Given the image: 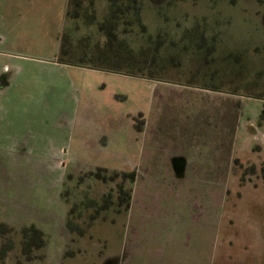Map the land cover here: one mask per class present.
I'll return each mask as SVG.
<instances>
[{
    "label": "rangeland",
    "instance_id": "374dc122",
    "mask_svg": "<svg viewBox=\"0 0 264 264\" xmlns=\"http://www.w3.org/2000/svg\"><path fill=\"white\" fill-rule=\"evenodd\" d=\"M147 5L141 24H132L128 33L119 31V40L128 45L132 59L134 55L149 63L143 76L130 75L133 61H129L130 67L123 62L116 71L53 68L56 73L49 84L44 82L48 74L40 68L39 78L32 79H39L40 98L26 97L23 113L15 121L27 123L20 133L30 144L23 155L16 154L19 148L14 147L0 152V223L12 228L0 234V264H108L124 256L125 247L124 264H133V234L137 235L133 213L126 219L127 211L116 215L109 211V218L99 219L95 226H84L77 217L94 214L92 204L100 205L102 198L111 203L121 178L103 184L104 180L80 177L71 180L68 189L61 185L56 194L54 160L59 146L71 135L78 113L98 108L121 129L122 156L120 161L109 157L113 145L95 157L98 164L92 152L87 160L81 156L83 173L96 172L97 166L108 172H134L131 204L135 184L148 193L147 199L138 193L136 213L141 210L146 221L153 223L160 219V212L152 203L161 192L167 195L165 213L181 201L178 194L149 184L146 156L152 153V141H157L158 155L194 151L206 168L195 186L200 189L195 197L200 199L201 221L214 226L212 264H264V0H173L161 7ZM97 8L98 16L106 15L104 3ZM72 27V22H65L64 29ZM84 32L95 34L94 26H86ZM22 69L21 80L28 85L32 68ZM132 127L133 157L124 158ZM60 168L65 177L78 175L75 165ZM168 176L157 181L171 185ZM63 189L68 201L62 198ZM181 198L183 203L190 201L184 194ZM71 208L76 210L78 232L68 228ZM31 226L45 234L47 244L33 251L29 260L22 254L21 231ZM203 228L196 229L197 239L200 234L209 237V227ZM207 241L202 240V252L211 244ZM3 246L12 247L4 257ZM194 260L187 264H195ZM162 261L157 256L150 263L176 264L173 259ZM199 262L210 264V259L203 256Z\"/></svg>",
    "mask_w": 264,
    "mask_h": 264
},
{
    "label": "crops",
    "instance_id": "0c3cea01",
    "mask_svg": "<svg viewBox=\"0 0 264 264\" xmlns=\"http://www.w3.org/2000/svg\"><path fill=\"white\" fill-rule=\"evenodd\" d=\"M67 2L68 0H0L1 153L4 147L19 148L15 152L18 155L26 153L24 148L28 147L30 143L25 144L26 138L23 139L24 135L20 133V128L27 125V123L21 124L15 121L17 114L23 113L21 109L25 106L24 99L26 97L34 100L40 98V94L37 93L42 89L41 86L37 85L39 79L37 81L32 80L33 78L36 79L34 77L36 75L39 78L38 70L44 68L43 71L48 74L44 78V82L49 84L56 73L53 68L56 71L65 68L83 69L60 64L57 61L60 36L66 22ZM25 65L32 68L29 77H27L28 85L22 82L21 77H23V74H20ZM107 115L106 111L103 114L100 108L86 109L76 115V120L74 118V123L70 127L71 135H68L69 138L65 142L63 140L59 146L58 158L53 159L58 174L56 183L59 189L56 190V194L61 191L60 186L63 185L65 180V173L60 167L65 168L67 166L69 168V166L75 165V174L83 173L84 171L79 168L81 165L79 158L81 156H84L87 160L92 152L94 160L98 164V159L95 157L100 156L101 150H106L113 145L114 149L110 151L109 157L118 158V161L121 160L122 154L119 147L121 129L116 126L112 117L108 118ZM78 116L82 117L79 119ZM129 138L131 140L127 145V152L123 154L124 158L126 156L133 157V127ZM173 144L176 147L179 146V143ZM155 146H157V141H152L150 149L152 153L146 156L147 167H149V173L147 174V178H150L149 184L156 185V188L162 189V191L165 188L166 192H172L174 196L178 194V200L180 199L179 202L181 201V203L176 206L173 205L175 207L170 213H165V207L168 208V206L165 204L164 199L167 195L166 193L163 195V192H161V195H158V197H161L160 201L157 200V197L154 198L152 203L154 209L160 212V219L149 223L145 219L146 213L141 212V210L140 213H136V197L138 193L143 194L144 190L140 191L134 184L133 203L125 216L127 219V216L133 213V225L137 226V235L134 236L133 234V264H155L156 262L150 263V261L157 256L163 258L161 263H170V259H173L176 264H181L182 259L187 264V260H191V258L196 260L197 256L200 260L204 256L208 257L210 264H212L214 242L211 238L212 233H214V226L212 227L211 224L206 226L208 222L206 221L203 224L201 221L200 199L198 200L195 197L196 193L200 194V189H196V185L200 184L197 181L202 179L200 173L205 172L206 168L202 165L201 158L194 154V151H192L194 156L192 153H186L185 151L179 154L158 155ZM159 163L168 166L169 170L165 171L164 167L158 165ZM96 168H99V166L94 167V169ZM114 171H117V169H114ZM168 174L171 175L170 179L173 184L170 183L171 185H169L168 181L161 184L157 181V179H167ZM136 179L138 178L136 177ZM183 194L185 198L187 197L190 200L188 203H183L181 198ZM188 195H190V198H188ZM143 196L147 199L148 193L143 194ZM175 208H177L176 211ZM99 222L100 220H97L94 226L98 225ZM209 222L212 223V220H209ZM202 227L206 229L209 227V237H203L200 234V238L197 239L196 229L201 231ZM187 232L189 233L187 234ZM187 235L189 240L184 239V236ZM202 240L211 242L209 248H206L203 252L201 251ZM196 242H200L199 251L196 250L197 253L194 250ZM195 260V264H201L199 260L197 262Z\"/></svg>",
    "mask_w": 264,
    "mask_h": 264
},
{
    "label": "trees",
    "instance_id": "16d2710c",
    "mask_svg": "<svg viewBox=\"0 0 264 264\" xmlns=\"http://www.w3.org/2000/svg\"><path fill=\"white\" fill-rule=\"evenodd\" d=\"M150 2L154 6L161 7L162 4L172 3L173 0H68L66 21L72 22L73 27L68 31L64 29L60 36L57 61L64 65L106 71L121 69L123 62L130 67L133 61V73L130 75L143 76L149 63L142 58L134 57V55L132 59V51L128 49V45L123 40H119V31L128 33L132 24H141L142 12L147 9L149 6L147 4ZM99 3H104L107 7L105 16H98L97 5ZM88 25L94 26L95 34H85L84 30ZM88 175L104 180L105 183L121 178L122 183L117 186L120 202L119 212L129 210L132 201V185L135 181L134 172H108L106 169H98L95 173ZM127 181L129 182L128 186L125 184ZM110 202L113 201L110 199ZM109 204V199L106 197L104 206L107 207ZM92 205H94L92 207H95L96 213L92 215V218L96 219L104 206H96L95 203ZM75 211V208H71L68 221V227L72 232H78L74 224L75 216L73 214ZM80 215L81 213L77 217ZM11 231L12 228L0 223V234ZM21 234L22 253L27 259L32 260L33 251H40L46 246V236L35 226L23 228ZM11 248L9 246V250ZM39 258L43 260L44 257L40 256Z\"/></svg>",
    "mask_w": 264,
    "mask_h": 264
},
{
    "label": "flooded vegetation",
    "instance_id": "af4514ba",
    "mask_svg": "<svg viewBox=\"0 0 264 264\" xmlns=\"http://www.w3.org/2000/svg\"><path fill=\"white\" fill-rule=\"evenodd\" d=\"M1 149V148H0ZM0 162H1V160H0ZM99 169V168H98ZM114 172V171H113ZM116 172V171H115ZM90 173H95V172H88V173H81V174H79V175H77V176H74V174H70V175H67L66 177H65V180H64V183H63V185L66 187L67 186V189H68V187H69V185H70V181L71 180H74V179H79L80 177L81 178H87V177H92V178H95L94 176H89L88 174H90ZM96 179V178H95ZM98 181H101V180H99V179H97ZM111 183V182H110ZM83 184V183H82ZM103 184H107V183H105V182H103ZM80 185L78 184V187H79ZM63 194H65L66 195V193H65V189H63V193H62V198H63V196H64V198H65V200H67L68 201V199H67V197H65V195H63ZM101 203H100V205H102V203H103V206L105 205V199H103L102 198V200L100 201ZM100 205H98V206H100ZM97 206V205H96ZM119 208H120V202H119V196H118V194L116 193L114 196H113V202L112 203H110L109 204V207L108 208H105V206L102 208V212L101 213H99L98 214V217L96 218V219H93L92 218V215H94V214H96L95 213V211H94V214H92V215H86V214H83V215H80V221L82 220L83 221V225L84 226H90V225H94V223H95V221H97V220H99V219H101V220H107L108 218H109V211L112 213V214H118V213H120L119 212ZM70 211H71V209H70ZM76 221V220H75ZM7 226H8V224H7ZM69 228V227H68ZM84 233L85 232H83V234L82 235H84ZM22 237V236H21ZM21 242H22V239H21ZM8 248H6L5 246H3V251H2V253H3V257H4V255H5V252H6V250L8 251L9 250V246H7ZM124 251L125 252H123V254H124V256H119V257H116V258H113L112 260H110V261H108V264H124V262H125V260H126V255H127V248L125 247V249H124ZM23 254V253H22ZM24 255V254H23Z\"/></svg>",
    "mask_w": 264,
    "mask_h": 264
}]
</instances>
